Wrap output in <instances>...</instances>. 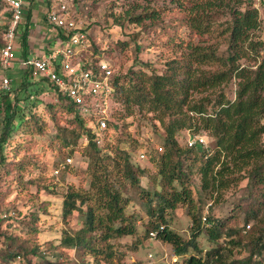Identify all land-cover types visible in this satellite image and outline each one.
Wrapping results in <instances>:
<instances>
[{
	"label": "trees",
	"instance_id": "trees-1",
	"mask_svg": "<svg viewBox=\"0 0 264 264\" xmlns=\"http://www.w3.org/2000/svg\"><path fill=\"white\" fill-rule=\"evenodd\" d=\"M80 1L73 0L75 17ZM102 1L112 3L107 21L137 30L129 40L115 46L111 41L105 51L94 45L93 55L81 56L87 68L95 69L115 51L134 55V66L113 78V102L122 109L112 114L101 138L88 127L92 118L84 117L49 79L43 81L55 93L54 101L32 100L43 91L30 90L36 85L29 79L33 71L24 74L19 89H0V264H123L126 254L116 247L126 237H135L134 251L148 241L169 245L175 258H184L182 264H264V3L257 8L252 0ZM7 13L0 0V18ZM8 19L0 25V47ZM30 20L31 8L28 28L18 32L23 59L29 57ZM55 36V43H66L59 30ZM147 48L160 51L162 72L140 60ZM41 105L44 112L39 113ZM144 124L163 132L162 143L144 144ZM51 126L55 134L48 137ZM185 132L208 135L212 144H182ZM45 137L57 155L52 171L77 154L87 166L67 165L60 172L62 183L70 174L81 182L66 183L60 238L42 244L41 217L49 214L51 204L40 201V195L55 193L46 176L51 168L34 159L37 142ZM142 155L146 164L136 159ZM37 171L38 177L26 178ZM145 178L152 190L142 186ZM243 181L244 194L230 216L210 214L204 223L206 203H223L225 191ZM13 195L35 208L26 224L19 222ZM134 196L141 201L145 221L127 212ZM180 209L191 223L187 239L172 228ZM74 214L77 228L68 223ZM18 224L25 227L20 234ZM203 235L215 246L206 253L199 244ZM223 238L225 244L220 243ZM231 247H241L247 255L232 258Z\"/></svg>",
	"mask_w": 264,
	"mask_h": 264
},
{
	"label": "rangeland",
	"instance_id": "rangeland-1",
	"mask_svg": "<svg viewBox=\"0 0 264 264\" xmlns=\"http://www.w3.org/2000/svg\"><path fill=\"white\" fill-rule=\"evenodd\" d=\"M39 2L41 4L42 9L37 10V14L39 17V22L34 25L31 24L30 20V26H29V35L31 37V42L35 46L41 45V40H54L55 39V32L52 30L53 28L48 25L46 22V14L48 10H50V7L52 6V0H33L32 3L29 5L31 8V19L32 16H34V12L32 11V7L35 2ZM27 3L29 4V1L27 0ZM122 1H118V4H121ZM69 4L72 8V14L75 16L73 11V0H69ZM77 12L78 17L76 16V19L80 25L83 26V28H87V32L91 34L92 37L96 40V43L100 48L105 47V44H107L108 48L110 46V42L115 43L119 40L126 41L130 39V35H132L134 32H136L137 28L131 25L126 26H118L112 22V20L107 21V16L110 12V9L112 8L111 2H103L100 0L97 4L93 3V0H81L79 5L77 4ZM120 9L118 7H115V11L118 12ZM33 12V13H32ZM29 13V11H28ZM27 13V14H28ZM260 16L262 19V28L261 33L264 38V9L260 10ZM25 22L22 23L20 32H24L25 27L28 28V16L24 18ZM92 26V27H91ZM89 27H91L89 29ZM51 30V31H50ZM47 32V34H46ZM53 36V37H52ZM21 38L18 39L17 44H21ZM99 42V43H98ZM20 43V44H19ZM100 44V45H99ZM145 47L147 44L145 42L142 43ZM21 46V45H20ZM22 54V50L18 49L16 52V58L20 59ZM140 60L143 62H149L151 64H154L155 68L162 72L164 70L163 62L164 58L162 57L160 51L155 50L154 48H147L144 49L139 56ZM134 55L130 52L129 54H122L119 51H115L113 54V57L111 59L104 58L105 61H108L112 64L115 74L119 72H126L128 69L132 68L134 66L133 63ZM26 70H23L19 67V65H15L11 69H3L0 67V89H3L2 83L5 78H9L12 80V85L10 90L4 91H15L21 87V83L23 80V76L26 73ZM11 75V76H9ZM29 79L31 80L30 83H35L36 85L31 87L30 90L37 89L38 91L40 89H43L42 93H40L37 97L34 96L32 100H39L45 104L50 103L54 101L55 99V93L53 90H51L48 87V83H44L43 79L44 77H41L39 75L33 74L31 77L29 75ZM233 96V94L231 95ZM122 107L111 103L110 104V110L108 112L109 119L113 120L114 113L121 112ZM37 112L42 113L44 112L43 105L40 106V108L37 110ZM139 124V122H138ZM54 127H50V134L48 137H52L55 134ZM143 134L145 135L143 137V142L148 141V136L151 137L154 140V144H160L163 141V132H159V134L155 133V131L151 128L150 125L144 124ZM48 137L41 138L37 142V146L34 150L35 157L34 159L38 162V164L44 168L50 169L54 162L57 160V155L49 149V143ZM188 134L187 132L184 133L183 138L181 139L182 144H186L188 141ZM204 138H206L207 146H210L212 144V140L208 135H203ZM147 144V143H146ZM153 144H148V146L152 147ZM138 163H144L146 164L145 160L141 159L140 157L136 158ZM136 161V160H135ZM75 169H85L87 166V160L82 158L79 154L75 155L72 158V164ZM53 168V167H52ZM52 168L50 169L52 171ZM55 170L53 169L52 173H48L46 176L48 178V185L53 186L54 194H50L48 192L42 191L40 195V201L47 202L49 201L51 204V208L49 209V214L42 215L41 217V226L40 228L43 230L42 235L40 237V242L42 244H46V242H56L60 238L61 230L63 229L64 225L61 220V214H60V207L62 204V194L66 189V183L67 184H75L78 185L81 180L80 177H75L72 174L68 175L66 183H62L60 181V176L57 178L55 177ZM33 177L39 176V171L36 173H33L31 175L27 174L26 178L29 179ZM247 185V181H243L239 187H236L230 191H225L223 194V203H220L213 207L214 202L209 201L206 203L203 216L208 217L210 214L215 215L216 217L220 218H227L230 216L235 202L237 200H240L243 196L244 188ZM142 186L152 190L151 186H149V180L148 179H142ZM57 188V189H56ZM36 188H33V192H35ZM135 197V196H134ZM10 201L17 206V212H20L21 215L19 216V222H23L26 224L28 220L30 219L29 215L32 211H34V207L31 205H25L22 201H16V196L13 195L10 199ZM211 204V207L209 209V212L207 213V206ZM213 207V210H212ZM129 214L135 213L138 216L141 217L143 221L147 220V216L144 213L142 207H141V201L135 197L134 202L130 205L128 211ZM142 220L140 222H142ZM69 225L73 228H77L79 226V220L77 214H74L71 218H69ZM19 229L18 232L20 234L21 229L25 228L23 227L24 224H18ZM210 226V225H208ZM172 228L176 232H178L181 236L184 238H190L192 235L191 232V223L189 217L186 215L185 211L180 209L175 213V216L172 220ZM141 230H143L141 225ZM24 236V233H21ZM227 241L226 238H223L220 243L225 244ZM136 242L135 237L134 238H123L119 241H117V250L120 253H125L126 257L123 261V264H182L184 258H175L172 254V249L169 245L163 244L161 242L157 241H148L146 244L140 245L139 249L137 251L132 250L133 244ZM199 244L201 248L204 249V252L213 249L215 246L211 244L208 241V238L206 235H203L199 237ZM232 252V258L238 259L241 257H245L247 254L243 251H241V247H231ZM51 262H55V258H50ZM19 264V263H18ZM20 264H22L20 262Z\"/></svg>",
	"mask_w": 264,
	"mask_h": 264
},
{
	"label": "built area",
	"instance_id": "built-area-1",
	"mask_svg": "<svg viewBox=\"0 0 264 264\" xmlns=\"http://www.w3.org/2000/svg\"><path fill=\"white\" fill-rule=\"evenodd\" d=\"M10 13L3 14L0 18V25L3 19H8V31L4 36V46L0 47V67L11 69L16 64L21 69L33 71L34 74L47 78L57 91L65 95L74 105H76L82 115L92 118L88 127L101 138L108 128L110 104L113 103L114 87L113 78L115 70L111 63L104 58L96 63L95 69L87 68V64L82 60V54L93 55L92 47L98 46L94 37L80 25L76 17L72 14L69 0H52V6L46 14V22L55 32L58 30L67 39L66 43L56 42L45 56H29L27 58H16L18 32L23 23L24 10L27 0H3ZM259 8L264 0H252ZM99 43V42H98ZM100 45V44H99ZM100 51L108 49L100 48ZM12 80L5 78L2 87L10 90ZM188 146H207L206 138L203 136L188 135ZM147 144H154V140L148 136ZM88 139H85V145ZM162 149L159 148V151ZM143 159L144 156L142 155ZM72 164V159H67L55 170V177H59L60 172ZM211 204L207 206V213ZM205 223L206 217L203 218ZM156 234H151V239H155ZM179 264V263H176Z\"/></svg>",
	"mask_w": 264,
	"mask_h": 264
},
{
	"label": "crops",
	"instance_id": "crops-1",
	"mask_svg": "<svg viewBox=\"0 0 264 264\" xmlns=\"http://www.w3.org/2000/svg\"><path fill=\"white\" fill-rule=\"evenodd\" d=\"M32 7V11L34 12V16H32V19H31V24L33 23H35L34 25H36L38 22H39V17H38V14H37V10L39 9H42V7H41V4L37 1V2H35L34 3V5L33 6H31ZM29 4L27 3L26 4V6H25V10H24V18L26 17V15L28 16V11H29ZM32 12V13H33ZM25 19H23V23L25 22L24 21ZM21 28V27H20ZM53 30V29H52ZM51 31V30H50ZM19 32H20V29H19ZM46 34H47V32H46ZM53 37V36H52ZM48 41L49 40H45L44 39V41L43 40H41V45L40 46H35L32 42H31V37H30V35H29V37H28V55L29 56H36V57H43V56H45L51 49H53L54 48V46H55V42H54V40H50V42H53L52 43V45L50 46L49 44H50V42L48 43ZM20 44V43H19ZM54 44V45H53ZM17 47H18V49H20L21 48V46L20 45H18L17 44ZM21 50V49H20ZM20 59H22V58H20ZM20 67V66H19Z\"/></svg>",
	"mask_w": 264,
	"mask_h": 264
}]
</instances>
